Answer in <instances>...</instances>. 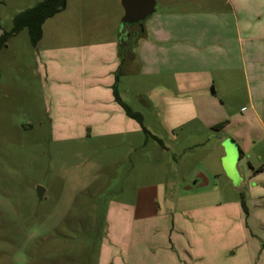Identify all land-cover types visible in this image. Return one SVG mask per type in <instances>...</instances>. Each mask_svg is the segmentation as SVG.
<instances>
[{"label":"rangeland","instance_id":"rangeland-1","mask_svg":"<svg viewBox=\"0 0 264 264\" xmlns=\"http://www.w3.org/2000/svg\"><path fill=\"white\" fill-rule=\"evenodd\" d=\"M39 1L0 0V34L11 29L16 14ZM244 2L263 7L259 0ZM170 7L156 0L155 12ZM156 14L124 24L119 0H67L66 9L45 21L37 47L23 29L0 50V264H247L242 258L247 242L236 245L243 237L264 235V222H256L262 217L252 212L258 202L244 198V209L242 191L221 192L223 177L213 178L218 195L187 188L195 178L184 182L183 176L202 170L196 165L203 161V149L181 151L180 172L169 154L156 160L158 144L150 134L165 141L166 134L152 130L149 123L156 118L129 92L125 101L146 115L149 134L139 135L146 144L134 151L118 135L82 131L77 112L82 99L76 85L65 82L77 74L69 61L75 56L65 53L68 61H54L47 74L40 67L39 52L45 48L112 37L123 38L121 55L130 60L145 22ZM130 79L120 77L119 91H130ZM141 82L139 87L149 91ZM259 135L255 125L254 136ZM254 150L264 161L261 144ZM223 152L222 169L241 188L249 179V154L240 158L230 139ZM153 186L159 188L156 213L147 200ZM37 187L43 189L41 200ZM138 202L148 204L145 210L135 208ZM235 250L238 259H232Z\"/></svg>","mask_w":264,"mask_h":264},{"label":"crops","instance_id":"crops-1","mask_svg":"<svg viewBox=\"0 0 264 264\" xmlns=\"http://www.w3.org/2000/svg\"><path fill=\"white\" fill-rule=\"evenodd\" d=\"M164 2L173 7L153 12L157 14L145 22L130 60L121 55L123 38L112 37L97 43L45 48L39 52L40 67L47 74L49 66H55L54 61H68L62 57L65 53L74 55L75 60L69 61L78 71L71 79L66 76L65 82L71 87L76 85V96L82 99L77 108L82 131L102 130L108 136L118 135L135 151L146 144L139 136L144 132L142 125L127 116L114 100L113 86L116 85L121 100L142 116L147 129L146 115L124 99V93L129 92L156 118L149 123L152 130L166 134V141L150 134L158 144L153 150L156 160L163 153L169 154L174 168L180 172L185 160L180 157L181 151L197 154L203 149V161L196 165V169L202 166V170L198 174L190 170L183 176L184 182L195 178L187 188L195 185L202 189L192 191L195 194L218 195L219 187L213 178L223 177L225 191L221 192L229 193L233 188L242 191L246 201H257L252 212L257 211V219L262 217L256 222H264V161L254 150L260 144L264 150V0H259L263 4L260 10L249 8L252 4L244 0ZM42 39L43 35L34 47ZM122 75L131 78L130 91L125 89L123 93L119 91ZM143 80L149 91L139 87ZM255 125L261 130L257 137ZM228 139L239 148L240 158L249 154V179L241 188L221 166L223 144ZM239 176L244 179L241 172ZM158 191L153 186L147 199L155 213ZM147 205L138 202L135 208L143 211ZM247 211L249 219L250 207ZM236 213L241 220L243 215ZM243 238L236 245L240 248L241 241L247 242L242 258H246L247 264H264V235L246 236L247 241ZM236 250L232 251V259L239 257Z\"/></svg>","mask_w":264,"mask_h":264},{"label":"trees","instance_id":"trees-1","mask_svg":"<svg viewBox=\"0 0 264 264\" xmlns=\"http://www.w3.org/2000/svg\"><path fill=\"white\" fill-rule=\"evenodd\" d=\"M65 7L66 0H40L34 6L19 12L13 19V26L11 29L8 31H3L0 34V50L7 45V42L11 37L17 35L23 29L28 31L30 43L35 46L42 38L44 22L59 11L63 10ZM115 76V81H117L119 78V73H116ZM113 94L114 100L123 108L127 116L139 122L142 125L143 131L146 134H149L148 130L143 126L142 116L138 112H134L125 102L121 100L115 84L113 86ZM241 203L244 206L243 194Z\"/></svg>","mask_w":264,"mask_h":264},{"label":"water","instance_id":"water-1","mask_svg":"<svg viewBox=\"0 0 264 264\" xmlns=\"http://www.w3.org/2000/svg\"><path fill=\"white\" fill-rule=\"evenodd\" d=\"M120 5L123 9V16L121 23L134 24L144 21L155 11V0H119ZM37 196L41 200L43 189L37 187Z\"/></svg>","mask_w":264,"mask_h":264}]
</instances>
